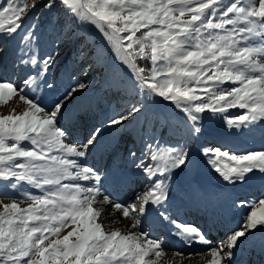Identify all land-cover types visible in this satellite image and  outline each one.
<instances>
[{"label":"snow or ice","instance_id":"6c2138e0","mask_svg":"<svg viewBox=\"0 0 264 264\" xmlns=\"http://www.w3.org/2000/svg\"><path fill=\"white\" fill-rule=\"evenodd\" d=\"M36 11L45 12L48 23L57 14L58 36L71 37L73 27L88 26L103 45L94 51L77 37L83 79L48 104L38 92L58 90L48 75L58 67L66 42L46 53L36 50L38 26L27 23L39 19ZM97 72L106 81L119 77L133 99H145L129 100L123 111L108 117L104 129L93 126L83 141L71 142L60 121L74 97L90 90ZM152 97L179 111L189 138L202 134L205 114L233 108L243 110L225 118L234 132L264 125V0L0 2V109H7L0 112V264H192L193 255L201 257L197 264H237L243 247L264 234V198L233 201L247 215L215 246L200 227L173 218L170 182L193 163L191 149L173 145L161 152L153 135L151 141L141 137L139 149L124 148L122 155L125 137L116 134L146 116ZM107 129L116 133L104 144ZM101 147L116 164L118 179L137 173L147 179L149 186L131 203L114 200L107 191L116 174L102 175L88 164ZM202 158L232 186L264 181V149L237 153L210 146L203 148ZM108 208L119 218L105 223ZM153 212L175 229L178 240L207 251L177 250L169 257L165 241L141 227V218ZM124 221L123 228L115 227ZM260 247L264 254V242Z\"/></svg>","mask_w":264,"mask_h":264},{"label":"rangeland","instance_id":"374dc122","mask_svg":"<svg viewBox=\"0 0 264 264\" xmlns=\"http://www.w3.org/2000/svg\"><path fill=\"white\" fill-rule=\"evenodd\" d=\"M0 2H2V0H0ZM34 15L38 16L39 19L29 20L27 23H34L38 26L37 32L39 39L37 44L34 45L37 51L42 50L46 53L47 51L51 50L54 45L59 46L61 41L66 42V51L60 57L58 61V67H54L52 69V72L48 75V79L58 85V90L52 91L42 88L38 92V95L41 100L45 104H48L51 100L60 98L63 91L69 85H74L77 80L83 79V74L80 72V64L82 63L84 56H78L76 54L75 49L77 45L75 44V40L77 39V37H84L87 43L93 46L94 51L101 50L103 48V45L100 43V38L98 37V35L90 31L88 26H85L84 28L79 30L73 27L74 34L71 37H66L64 34L58 36L57 31H54L53 29V25L59 18L56 13H52L51 15L52 23H48V17L45 12L36 11ZM67 32L68 28L65 27L64 33ZM10 46L14 48L15 42H12ZM79 47H83V45H80ZM108 55L110 54L105 51V56ZM91 59L95 60V54H93ZM100 67L101 65L97 64V68ZM108 75L109 73L105 69L104 76ZM123 75V73L119 74V76ZM126 79L127 78L124 77V80ZM123 83L124 81L120 80L119 77L112 81H106L102 77L101 73L97 72L95 74L94 79H90V90L77 95L68 104V112L65 114V118L60 121V126L64 128L65 131H67L65 127L69 123L75 121L76 116H86L89 121L90 118H92L98 123V125L91 124V128H89L88 134L92 131L93 126H97L104 129V122L108 119V117L113 116L120 111H123L125 106H127L129 100L135 102V99H145V97L141 96H135V99H133V95H130L122 87ZM147 102L149 104V111L146 116L139 117L138 121H133L132 123L128 124L125 128L120 129L118 133H116L115 129H107L103 143H108V140L110 139L113 133L124 136L125 140L121 144L122 155H124V148L132 150L139 149L142 146L141 137H144L145 140L151 141V137L153 135L155 136V140L159 142L158 150L161 152L169 146L175 145L179 147H184L187 145L191 149L193 163L189 165L188 168L179 176H174V178L170 182V199L181 198V200L185 202L190 200L193 197V187H216L221 190L234 189L235 191L238 189L240 185L232 186L228 184L227 182L223 181L222 178H220L219 175L210 168V166L206 163L205 159L202 158V151L204 147L210 146L221 147L222 149H227L230 152L237 153H243L245 151L252 150H262L249 148V146L252 144V139L250 138V136L252 135L251 133L258 126H256L250 132L236 133L234 132V130L229 129L226 124V117L235 116L243 110L233 108L229 109L226 113L205 114V117L202 120L201 124L203 129L202 134L199 137L193 139L183 134L181 114L178 110L173 107L171 103L162 101L157 97H152ZM86 113H88V115ZM98 117H100L101 121H103H99ZM145 128L147 129V134L144 131ZM153 128H155L154 133L152 131ZM86 136H84V138ZM69 139L71 142H74V133H69ZM153 149H157L156 143H153ZM96 152H103V154L107 155L103 151V147H101ZM117 162H120V160L118 159L116 163ZM120 163H123L127 168H131V165L127 164L126 162L121 161ZM112 168H116V166ZM114 171L115 169L113 170V173ZM142 177L140 178V182H145V187L147 188L149 186V183L143 175ZM116 178V175H113V178L111 179L110 183L113 185L116 184L117 181H120L121 183H118L116 185L122 187L123 181L118 179L114 180ZM241 192L243 193V191ZM239 198H243V196L237 197V200ZM201 203V205L206 206L204 201H202ZM224 212L226 213L225 217H227L230 214L231 210H228L226 207ZM243 212L247 213V209H243ZM154 220V222L162 228L161 232H163L164 225H160L157 219ZM182 222L193 224V222L187 219ZM196 226L200 227L198 224H196ZM145 230H148V228H145ZM259 236H262L261 238H264V234L261 233H258L255 238ZM157 238L162 239L161 235H158ZM255 238L251 242H259L258 239ZM172 240L175 239L172 238ZM164 241H166V239ZM252 247H254L255 249L258 248L255 247V245H252ZM167 249L174 250L173 248ZM258 250H261V247L258 248Z\"/></svg>","mask_w":264,"mask_h":264},{"label":"bare ground","instance_id":"6f19581e","mask_svg":"<svg viewBox=\"0 0 264 264\" xmlns=\"http://www.w3.org/2000/svg\"><path fill=\"white\" fill-rule=\"evenodd\" d=\"M0 112H4V114H6L7 109H0ZM86 114L88 115V113ZM78 118L79 116H76V120L69 123L65 127L69 133H74V142L76 140H83L84 136L88 134V130L89 128H91V124L98 125L97 121L93 120L92 118H90L91 122L86 116H84L82 119ZM98 120L101 121V118L98 117ZM251 134L252 135L250 136V138L252 139V144L249 146V148L264 149V125H258V127L255 128ZM94 154L95 155L88 159L89 165H94L96 169L104 175H108L109 171L113 173V170L115 169L114 174H116V177H118L119 172L117 168H112L116 165L109 159L108 155L103 154V152H95ZM120 162H117V164ZM120 171L123 170L121 169ZM141 177L142 175L140 174L129 175L127 180H121L123 181L122 187L116 185L118 183H121L120 181H117V183L113 185L109 182L107 191L112 194V198L114 200L121 202L127 201L131 203L134 196L140 195L146 189L145 182H140ZM117 179L118 178L114 180ZM241 191H243V193ZM192 192L193 197L186 202L181 200V198L170 199L169 214L173 218H178L180 221H185L187 219L193 222V224L195 225L198 224L200 228L205 232L207 238L211 241V246H215L220 243L219 241H221L225 237V234L229 230L236 228L247 215V213L243 212V209L235 207L233 201L237 200V197L241 196H243V198H246L250 203L258 201V199L264 196V181L257 178L249 185H240L236 191L234 189L221 190L216 187H193ZM202 201L205 202L206 206L201 205ZM226 207L228 210H231L230 214L227 217H225L226 213L224 212ZM149 216V218H141V227L143 228V230H145V228H148V230L146 231L151 233L153 237L155 236L154 238H157L158 235H161V238L163 240L166 239L164 245L165 248L174 249H168L169 257L172 255V252L177 250L189 255L196 253H205L207 251V247L204 245L192 244L189 246L178 240L174 235L175 229H173L171 225H168L167 222L163 224L164 231L161 232L162 228L154 222V219H156V213L153 212ZM114 218H119L118 214H116V216L114 217L112 215V210L108 208L105 214V223L110 222ZM157 221L159 222V220ZM126 223L127 221L118 223L115 225V227L123 228ZM261 237L262 236L255 238L258 239L259 242H250L243 247L237 258V264H264V254L261 253V250H258L262 243L261 241L264 242V238ZM172 238L175 240H172ZM252 245H255V247L258 248L255 249L254 247H252ZM200 260V256L193 255L192 264H197V262Z\"/></svg>","mask_w":264,"mask_h":264}]
</instances>
